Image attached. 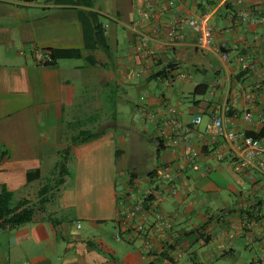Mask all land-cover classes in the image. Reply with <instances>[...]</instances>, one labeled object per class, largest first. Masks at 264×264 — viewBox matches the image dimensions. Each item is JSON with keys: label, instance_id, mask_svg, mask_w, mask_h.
I'll return each instance as SVG.
<instances>
[{"label": "crops", "instance_id": "crops-1", "mask_svg": "<svg viewBox=\"0 0 264 264\" xmlns=\"http://www.w3.org/2000/svg\"><path fill=\"white\" fill-rule=\"evenodd\" d=\"M91 2L0 0V155L7 151L0 171L10 179L0 184L18 199L35 197L61 174V163L74 168L48 212L0 228V264H264V174L207 131L214 109L228 104L227 128L264 139V23L238 18L264 13V0ZM205 12L215 26L213 46L228 62L198 48L189 25L182 40L170 41L172 20ZM99 22L107 25L102 43L95 42ZM51 49L81 55L50 65L36 60L37 51ZM241 55L261 78L242 68ZM171 109L187 127L183 141L161 135L173 132ZM82 130L99 135L73 143ZM165 164L178 171V192L166 188V199L127 226L121 206L149 190ZM168 216L172 229L147 249L134 228L149 230Z\"/></svg>", "mask_w": 264, "mask_h": 264}, {"label": "built area", "instance_id": "built-area-1", "mask_svg": "<svg viewBox=\"0 0 264 264\" xmlns=\"http://www.w3.org/2000/svg\"><path fill=\"white\" fill-rule=\"evenodd\" d=\"M152 11H154L152 9ZM210 14L208 12L200 15L199 18L182 17L172 20L170 23V41L172 43L178 42L183 38V27L184 25H189L196 33L198 37L197 45L201 50H213L217 52L221 60L228 62L230 60V55L227 52L221 51L220 47L213 46V40L215 37V26H213L209 21ZM238 18L241 23L257 24L259 22L264 23V13L246 12L240 11L238 13ZM105 33L107 31V25L104 27ZM36 60L40 63L46 62L49 58L42 51H37ZM242 68L250 72H257L258 77H262V74L258 72L256 64L252 62H247L245 56H238ZM184 76L182 74H177L174 79H182ZM260 84H257L259 87ZM172 111V127L173 132L169 130H163L161 132L162 137L168 143L175 141H183L186 139L187 127L181 123L175 114V110ZM231 111V107L228 104L219 105L214 109L212 114V121L208 127V133L213 138L223 137L229 144L232 150L245 161L253 164L260 172L264 174V139L259 137H254L247 135L245 133H239L234 129H229L225 125V119L227 114ZM252 112L247 111L245 113V119L248 121L252 120ZM202 116L197 115L193 119L194 124L200 123ZM259 122L264 123V111L259 116ZM175 133L176 136H173ZM193 158L198 157V151L194 150L192 152ZM194 168L198 169L199 165L194 164ZM178 171L173 165L165 164L161 167L159 174L156 176V183L151 186L138 200L131 203L130 205L121 206L120 213L125 217L127 226H129V220H133L135 216L142 212L148 204L153 201L164 200L167 198V194L164 191L166 188L171 194H176L179 190L177 186ZM146 216L144 219L146 220ZM143 219V220H144ZM140 224V223H139ZM172 220L170 216L166 217L164 220H159L156 222L149 230L143 229L141 226L134 228L135 236L141 238L144 241L146 248L148 249L152 243V240L157 237L160 233H164L167 229H172ZM80 227V224H79ZM118 239H122V233L118 232L116 234ZM184 255L183 250L177 249L174 258L179 259Z\"/></svg>", "mask_w": 264, "mask_h": 264}, {"label": "trees", "instance_id": "trees-1", "mask_svg": "<svg viewBox=\"0 0 264 264\" xmlns=\"http://www.w3.org/2000/svg\"><path fill=\"white\" fill-rule=\"evenodd\" d=\"M24 1H35V0H24ZM86 6H91V0H80ZM96 29V43H102L105 40V28L102 23H97L95 26ZM81 55L79 49H51L48 54V60L42 64L50 65L54 64L55 61L59 58H77ZM207 89V86L203 85L201 89L200 86L196 87L195 93H204ZM200 91V92H199ZM202 91V92H201ZM99 135V132H93L88 130H82L79 134L73 136L72 142H83L89 139L95 138ZM254 137H261L262 133L257 135L251 134ZM7 155L6 149L2 151L0 155V164L2 160ZM61 174H58V177L45 183L39 190L36 197H22L16 198L15 193L8 189L6 184H0V228L1 229H15L19 228L27 223H30L35 220L40 212H48V207L50 203L55 202L59 197L60 187L64 183L65 175H70L72 178L74 174H69V167L64 162L61 163ZM48 216L49 219H52L54 223L57 222V219L51 215Z\"/></svg>", "mask_w": 264, "mask_h": 264}, {"label": "rangeland", "instance_id": "rangeland-1", "mask_svg": "<svg viewBox=\"0 0 264 264\" xmlns=\"http://www.w3.org/2000/svg\"><path fill=\"white\" fill-rule=\"evenodd\" d=\"M66 75L67 76H71L72 77V75L71 74H69V73H66ZM81 90H83V91H85L84 89H82L81 88ZM81 90H79L78 89V91H81ZM150 148V149H152L154 146L151 144V142L150 143H147V141H145V148ZM146 166L145 167H148V168H151L152 166H153V160L151 159V157H149L148 159H147V162H146V164H145ZM70 172H72V174H74V168H72L71 170H70ZM69 174H71V173H69ZM0 179H2L3 181H8L9 182V176H8V174L7 173H5L4 171L2 172V171H0ZM35 197H36V195H35Z\"/></svg>", "mask_w": 264, "mask_h": 264}]
</instances>
